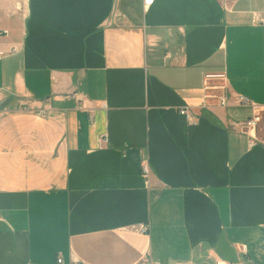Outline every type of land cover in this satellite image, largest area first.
Segmentation results:
<instances>
[{
	"label": "crops",
	"instance_id": "crops-1",
	"mask_svg": "<svg viewBox=\"0 0 264 264\" xmlns=\"http://www.w3.org/2000/svg\"><path fill=\"white\" fill-rule=\"evenodd\" d=\"M0 29V264H264V0H0Z\"/></svg>",
	"mask_w": 264,
	"mask_h": 264
},
{
	"label": "built area",
	"instance_id": "built-area-1",
	"mask_svg": "<svg viewBox=\"0 0 264 264\" xmlns=\"http://www.w3.org/2000/svg\"><path fill=\"white\" fill-rule=\"evenodd\" d=\"M255 21H258V19L255 18ZM8 32L6 30L0 29V38L6 36ZM18 52V47L12 46L6 50L0 49V60L3 58L16 54ZM226 77L225 74H205L204 75V89L205 91H212V94L206 95L207 98H212L217 101L218 105L221 107H227L229 105V98L227 97V92H226ZM236 105L238 106H247L251 107L253 109V114L251 118L246 120L243 124V128L245 130V133L247 134H252L256 131L258 128V125L263 122V111L261 108H257L254 106V104L246 97L238 95L236 96ZM25 109H28L26 106ZM180 114L186 117L188 122L194 124L192 122V118L190 114L188 113V110H181ZM141 172L144 177L147 176L149 173V169L147 165H142L141 166ZM139 232L142 234H146L148 232V227L146 226H139L138 228ZM58 264H62V259L58 258L57 259ZM216 264H223L221 262H218Z\"/></svg>",
	"mask_w": 264,
	"mask_h": 264
}]
</instances>
